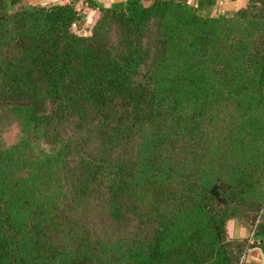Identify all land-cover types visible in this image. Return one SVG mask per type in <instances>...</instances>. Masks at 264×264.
I'll return each instance as SVG.
<instances>
[{
  "label": "trees",
  "instance_id": "trees-1",
  "mask_svg": "<svg viewBox=\"0 0 264 264\" xmlns=\"http://www.w3.org/2000/svg\"><path fill=\"white\" fill-rule=\"evenodd\" d=\"M195 3L0 0V106L49 144L22 178L0 136V264H260L264 211L245 252L225 222L264 179V0Z\"/></svg>",
  "mask_w": 264,
  "mask_h": 264
},
{
  "label": "rangeland",
  "instance_id": "rangeland-1",
  "mask_svg": "<svg viewBox=\"0 0 264 264\" xmlns=\"http://www.w3.org/2000/svg\"><path fill=\"white\" fill-rule=\"evenodd\" d=\"M60 1L61 0H49L45 4ZM150 1L151 0H144L146 4L150 3ZM189 1L194 5L196 4L195 0ZM80 2L81 1H78L77 5L79 3L78 6L80 9L78 10L82 13L81 8L83 7V5ZM22 3H24V5H31L27 3V0H22ZM217 12L214 15H218L221 13ZM89 20L90 21L88 22V25L92 22L91 19ZM87 29H89V27L82 29L74 27V30L80 34H86L85 32L88 31ZM89 33L90 31H88V34ZM23 130V117H21V115L14 110L8 108L4 109L0 106V136L4 149L3 151L8 152V149L20 143V147L14 150L17 151L16 155L18 157L16 168L17 174L20 175V177L25 178L31 176L34 173V170H36V166L34 165V163H32V158L38 159V157L36 156L45 149H48L49 144L45 143L42 138L29 139L30 143L28 145L24 144L23 142L27 140H25L26 133ZM213 135L214 131L208 130V137L212 138ZM213 140L217 142L215 138H213ZM251 145H253V143L247 144L245 146V150H243L248 156H251L259 151V148ZM217 146H220L219 149H221L222 151L229 150V153L231 152V143L229 144L228 142H223L221 144H218ZM259 146L261 148H264V144H260ZM243 151L240 148L237 149V153L240 155L243 153ZM219 168H221V165H219ZM44 185L45 184L42 183V181H39L37 190L42 188ZM231 187L233 188V190H236L239 186L232 182ZM43 189L44 188H42V190ZM233 190L230 192H233ZM242 196L243 197L238 199H233V195L230 196L232 197V199H230L228 208L232 209L233 213L229 215L225 222V230L226 239L232 240L233 243L242 242L244 250L243 252H245L248 248V245L253 243L255 240V225L254 222L251 221L252 214L264 211V179H254L252 185L247 191L244 192ZM138 223V221L135 224L133 223V226L123 224L119 229L123 232L121 240L125 245L130 244L133 241L130 235L131 233L133 234V238H138V233L136 230V227H138ZM246 257H248V252H246Z\"/></svg>",
  "mask_w": 264,
  "mask_h": 264
},
{
  "label": "crops",
  "instance_id": "crops-1",
  "mask_svg": "<svg viewBox=\"0 0 264 264\" xmlns=\"http://www.w3.org/2000/svg\"><path fill=\"white\" fill-rule=\"evenodd\" d=\"M48 1L49 0H27V3L31 5L37 4V3L45 4ZM65 1H68V0H61L60 2H65ZM98 1L102 2L106 6H109L113 2V0H98ZM196 1L197 0H195V2ZM80 3H82L83 5L82 7L83 9L81 8V10H82V13L85 15L84 16L85 23L88 24V22L90 21L89 19L92 20V22L89 24V29H87L88 31H90V27L99 17V10L89 7L84 2H80ZM246 3H247V0H217V3L210 8L209 13L211 15H214L218 11V12H221L222 14L223 13L230 14L238 10L239 8L244 7ZM78 5L77 7L79 8ZM88 31H86L85 33L88 34ZM247 259L259 262L260 264H264V249L259 245L252 246L251 248L248 249Z\"/></svg>",
  "mask_w": 264,
  "mask_h": 264
},
{
  "label": "water",
  "instance_id": "water-1",
  "mask_svg": "<svg viewBox=\"0 0 264 264\" xmlns=\"http://www.w3.org/2000/svg\"><path fill=\"white\" fill-rule=\"evenodd\" d=\"M247 4H248V0H247V3H246V5H247ZM246 5H245V6H246Z\"/></svg>",
  "mask_w": 264,
  "mask_h": 264
}]
</instances>
